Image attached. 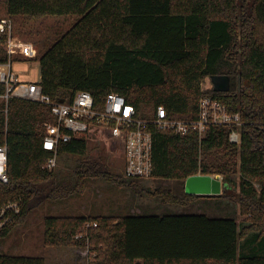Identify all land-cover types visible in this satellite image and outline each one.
I'll return each instance as SVG.
<instances>
[{
    "label": "trees",
    "instance_id": "16d2710c",
    "mask_svg": "<svg viewBox=\"0 0 264 264\" xmlns=\"http://www.w3.org/2000/svg\"><path fill=\"white\" fill-rule=\"evenodd\" d=\"M6 16L31 19L76 17L38 57L39 85L52 100L70 101L79 90L101 106L110 92L122 95L138 116L162 105L179 119H195L198 101L209 96L238 112L239 144L230 128L210 125L177 134L153 130L151 178L185 180L220 177L218 196L174 193L156 188L161 203L186 207L223 198L240 218L200 213H47L44 246L87 247L88 264H264V0H3ZM34 59V58H32ZM7 60L0 44V62ZM229 78L226 91L201 82ZM5 87L0 84V94ZM5 110V112H4ZM56 118L47 105L11 96L0 98V145H7L8 183L0 182V203L20 202L14 222L0 231V243L37 208L80 196L102 180L139 195L149 192L140 179L113 171L97 142L104 131L90 125L85 137L59 142L58 161L42 148ZM97 149V150H95ZM56 167V166H55ZM96 223V226L87 224ZM82 234L75 239V235ZM0 264H48L43 255L0 252Z\"/></svg>",
    "mask_w": 264,
    "mask_h": 264
},
{
    "label": "built area",
    "instance_id": "2783aa9c",
    "mask_svg": "<svg viewBox=\"0 0 264 264\" xmlns=\"http://www.w3.org/2000/svg\"><path fill=\"white\" fill-rule=\"evenodd\" d=\"M0 44L7 51V60L0 62V84L5 87V92L0 94V98L6 102L11 96L21 97L47 105L56 118L52 134L46 135L42 141V148L52 152L44 163L49 169L56 166L58 143L85 137L90 125L110 130L112 136L121 142L124 158L122 171L124 176L132 179L151 178L153 130L177 134L195 131L201 138L208 126L221 125L230 128V142H240V114L231 112L224 103L209 96L199 99L197 117L190 120L170 116L162 105L157 106L151 116H138L135 107L115 92L108 93L101 106H96L92 95L84 90L77 91L70 101L52 100L42 91L39 74L36 81L19 82L17 75L12 71V54L29 56L34 50V44L13 34V24L9 17L0 18ZM0 182L8 183L5 143L0 145ZM19 212L20 202L17 200L0 203V231L11 225ZM89 225L96 226V223L87 224V227ZM82 236L77 234L75 239ZM84 264H88L87 258Z\"/></svg>",
    "mask_w": 264,
    "mask_h": 264
},
{
    "label": "rangeland",
    "instance_id": "374dc122",
    "mask_svg": "<svg viewBox=\"0 0 264 264\" xmlns=\"http://www.w3.org/2000/svg\"><path fill=\"white\" fill-rule=\"evenodd\" d=\"M4 1L0 0V18L8 17L4 13ZM13 34L17 37L31 41L34 50L29 56L20 57L12 54V71L17 75L19 82H33L37 80L39 72L38 57L48 45L65 32L76 20L73 15L68 16H46L36 19L28 17H17L12 19ZM5 49V47H4ZM6 54L7 51L5 50ZM34 58V59H32ZM211 86L209 78L201 82L202 88ZM88 131V140L97 142L101 151L105 152L107 162L113 171L122 172L124 165L123 148L121 142L112 136L110 130L93 133ZM97 150V149H95ZM77 158L69 157L67 161H58L55 169L62 164L73 163ZM218 177V176H217ZM220 179V177H218ZM149 192L139 195L131 194L127 190L112 187L109 183L97 180L88 184L85 191L78 197L72 198L65 203L37 208L26 219V221L14 228L4 241L0 243V252L14 255H43L48 264H84L87 258V248L70 246H44L43 218L47 213H121V214H181L200 213L214 217L240 218L237 206L230 200L223 198H210L199 200L186 207L173 204H162L161 196L154 195L156 188H166L174 193L184 192L185 180H157L154 178L140 179Z\"/></svg>",
    "mask_w": 264,
    "mask_h": 264
},
{
    "label": "water",
    "instance_id": "95a60500",
    "mask_svg": "<svg viewBox=\"0 0 264 264\" xmlns=\"http://www.w3.org/2000/svg\"><path fill=\"white\" fill-rule=\"evenodd\" d=\"M40 73L39 67L38 74ZM209 80L215 91H226L229 88V78L225 75L210 76ZM221 190V181L217 176L196 174L188 176L184 181L186 194L218 196Z\"/></svg>",
    "mask_w": 264,
    "mask_h": 264
},
{
    "label": "crops",
    "instance_id": "0c3cea01",
    "mask_svg": "<svg viewBox=\"0 0 264 264\" xmlns=\"http://www.w3.org/2000/svg\"><path fill=\"white\" fill-rule=\"evenodd\" d=\"M75 264H79V263L77 262V263H75Z\"/></svg>",
    "mask_w": 264,
    "mask_h": 264
}]
</instances>
